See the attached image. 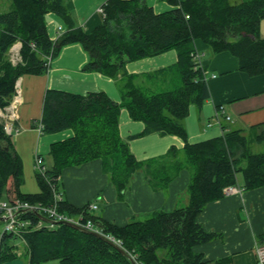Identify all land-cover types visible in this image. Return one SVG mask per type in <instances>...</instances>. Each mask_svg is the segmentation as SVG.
Here are the masks:
<instances>
[{"label": "trees", "instance_id": "1", "mask_svg": "<svg viewBox=\"0 0 264 264\" xmlns=\"http://www.w3.org/2000/svg\"><path fill=\"white\" fill-rule=\"evenodd\" d=\"M175 7L156 14L144 0H107L99 26L86 33L75 27L64 0H10V9L0 13V110L10 102L16 81L25 75L39 76L49 71L46 57L55 58L66 45L78 43L89 60L84 72H97L110 79L120 76L121 103L113 102L104 92L84 95L47 90L40 122L42 134L71 129L73 136L51 145L49 176L57 178L65 168L100 159L110 174L118 196L142 166L119 135L121 108L129 118L141 122L140 134L174 135L185 141L182 154L191 179L187 204L171 211H156L145 219L118 226L88 216L96 226L121 240L122 247L137 264H206L194 247L216 238L206 232L197 218L204 207L224 196L229 186L244 190L264 186V152L252 153L248 138L241 131H229L220 138L197 144L187 143L184 119L190 105L200 108L210 95L201 70H194L190 56L196 41L211 53L229 52L239 62V70L250 76L264 73V38L259 24L264 19V0H166ZM53 13L66 25V31L51 41L45 16ZM20 43V61L12 64L9 50ZM174 50L181 84L157 93L135 86L125 73L127 63ZM170 149L166 157L176 156ZM180 166L173 168L177 172ZM155 173V172H154ZM174 173V174H175ZM173 174V175H174ZM173 175L159 179L166 185ZM22 163L15 153L11 137L0 121V199L29 203L51 202L50 189L39 176L40 192L23 194ZM5 197V198H4ZM85 207L73 208L64 201L59 211L78 214ZM37 220L32 214H25ZM28 264H131L102 239L61 225L54 230L39 229L24 236ZM12 246L0 244V264L14 260Z\"/></svg>", "mask_w": 264, "mask_h": 264}, {"label": "crops", "instance_id": "2", "mask_svg": "<svg viewBox=\"0 0 264 264\" xmlns=\"http://www.w3.org/2000/svg\"><path fill=\"white\" fill-rule=\"evenodd\" d=\"M64 1L75 27L88 33L101 24L102 17L97 9L107 0ZM144 1L156 14L175 8L166 0ZM45 23L51 41H56L66 31L63 20L53 13L46 14ZM259 28L264 38V19L260 21ZM195 50L200 56L210 97L200 108L189 106L184 119L187 143L220 138L229 131H241L248 138L255 131L254 139L257 142L264 140V73L250 76L239 70L238 59L229 52L213 54L200 41H196ZM88 60L80 44L66 45L51 60L46 74L25 75L18 79L19 94L13 113L14 125L20 131L11 140L22 163L20 191L23 194L40 192L35 158L41 157L50 168L48 154L51 145L73 136L71 129L46 135L35 130L47 90L79 95L101 91L115 103L123 101L121 87L124 80L120 76L110 79L97 72L82 71ZM176 62L177 54L170 50L127 63L125 73L136 87L145 91L172 90L178 87L172 83L177 76L175 73L179 75L174 66ZM143 129V123L131 120L126 109H120L119 135L127 141L130 152L142 165L133 174L121 197L112 182H108L102 161L95 159L62 171L58 188L63 201L76 209L95 201L97 208L91 216L118 226L140 221L156 211H171L185 206L191 174L178 160L185 141L174 135L158 134L129 140L130 136L140 134ZM172 148L178 153L166 157ZM169 161L173 168L180 166V169L166 185H161L156 176L165 170ZM239 184L240 192L224 194L221 199L207 204L197 218L206 232L216 235L212 241L194 247L196 253L203 255L206 264H256L254 246L264 244V186L244 190ZM22 257L4 264H28V258L25 256L26 261H22Z\"/></svg>", "mask_w": 264, "mask_h": 264}, {"label": "built area", "instance_id": "3", "mask_svg": "<svg viewBox=\"0 0 264 264\" xmlns=\"http://www.w3.org/2000/svg\"><path fill=\"white\" fill-rule=\"evenodd\" d=\"M104 5L97 9V12L104 17ZM18 49L16 46L12 49V55L10 60L13 64L17 63L20 58L18 56ZM16 53V56H14ZM194 62V70H202L200 64L199 54L195 51L190 54ZM46 65L49 66L52 60L51 55L46 58ZM203 78L205 80L206 76L203 72ZM19 94L18 82L15 84V93L9 102L8 106L3 110H0V120L3 124V130L5 134L9 137L19 133V129L15 127V115L13 113V107L17 102ZM229 120V117H226ZM35 130L42 134L43 125L40 121L35 124ZM34 168L39 176L50 189L51 202L44 204L42 202L29 203L21 200L8 201L0 199V217L3 219V228L0 232V244L6 237H11L20 242L24 246L23 252L27 254V245L24 236L32 231L39 229H54L59 222L71 223L79 226L88 231H94L100 234H104L102 229L96 227L93 221L88 217L89 212L96 209L95 205H87L84 210L76 215H69L64 212L59 211V204L63 202L62 193L58 188L59 177L53 178L48 174V168L43 162L41 157H36L34 162ZM241 190L236 186H229L223 190L224 194L237 193ZM32 214L37 220H33L31 217L25 214ZM36 214L47 219V221L40 220L36 217ZM105 236L114 242L119 247H122V242L110 235L105 234ZM254 252L256 256V264H264V244H256L254 246ZM17 256L21 255V250L16 249L14 252Z\"/></svg>", "mask_w": 264, "mask_h": 264}, {"label": "rangeland", "instance_id": "4", "mask_svg": "<svg viewBox=\"0 0 264 264\" xmlns=\"http://www.w3.org/2000/svg\"><path fill=\"white\" fill-rule=\"evenodd\" d=\"M236 1L240 2L242 0H236ZM9 9H10V0H0V13L6 12ZM10 55H12V52L10 53ZM14 56H16V53H14ZM175 74L177 76H175V80H173L172 83H176L178 85V87H179L180 84H181V80H180V77L177 74V72ZM160 91H162V90L158 89L157 91H153V93H157V92H160ZM44 135H46V134H44ZM255 135H257V133L254 131L253 133H251L249 138L247 137L248 138V148H249L250 152H252V153H262V152H264V140H261L260 142H257L256 139H254ZM178 160H179L181 165H183V164L185 165L186 164L185 163V157H184L183 154L178 157ZM187 171L190 174L192 173L191 169L188 168V167H187ZM174 173L175 172H173V164H172L171 161H169L167 163V165H166L165 170L163 172H159L157 174L156 179L159 180V179L164 178L165 176L173 175ZM106 174H107V177H108V182H111L110 174L108 172H106ZM237 180H238L239 183H241V175L240 174L237 175ZM92 202L94 204L97 203L95 201H92ZM90 213H91V215L95 214V210H93V212L91 211ZM143 219H145V218H143ZM2 228H3V223L0 222V232H1ZM49 230H52V229H49ZM5 245H7V246H19L18 248L21 251H23V249H24V246H22L18 240L14 239V238H11V237H6ZM22 256L23 257L21 258V260L24 261L25 260V255L23 254ZM48 264H58V262L57 261H49Z\"/></svg>", "mask_w": 264, "mask_h": 264}, {"label": "water", "instance_id": "5", "mask_svg": "<svg viewBox=\"0 0 264 264\" xmlns=\"http://www.w3.org/2000/svg\"><path fill=\"white\" fill-rule=\"evenodd\" d=\"M36 217L40 220L47 221L44 217L40 216L39 214H36ZM0 222H3V219L1 217H0ZM58 225H64V226L73 228L75 230H79V231L85 232L87 234H90L92 236L98 237V238L102 239L103 241L107 242L108 244H110L115 249H117L122 255L127 257L130 260L131 264H137L136 261L130 256L129 253H127L123 248L119 247L114 242L109 240L105 235H102V234H99V233L93 232V231H88V230H85L79 226H76V225H73L70 223H66V222H59Z\"/></svg>", "mask_w": 264, "mask_h": 264}]
</instances>
